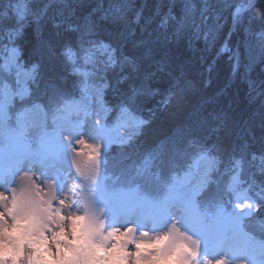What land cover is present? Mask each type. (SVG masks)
I'll return each mask as SVG.
<instances>
[{
	"label": "snow or ice",
	"instance_id": "1",
	"mask_svg": "<svg viewBox=\"0 0 264 264\" xmlns=\"http://www.w3.org/2000/svg\"><path fill=\"white\" fill-rule=\"evenodd\" d=\"M256 7L255 3L246 8L235 6L233 24L240 25L241 13L247 14ZM80 9L86 11L78 14ZM133 9L131 0H110L106 5H93L90 0H9L0 13V32L6 33L8 40L4 47L12 46L17 77L16 87L6 83V92L0 98V128L5 130L7 141L6 149H0V159L9 161L0 165V264H37L44 255L55 260H99L101 264L113 257L122 264H150L161 258V245L169 238L179 240L171 249L179 264H229L227 254H213L221 234L228 230L243 232L245 221L264 209V180L257 183L255 174L246 168L249 157L252 161L257 159L251 150L256 142L254 121L245 118L237 101L212 106L215 98L199 97L192 102L199 94L186 74L181 47L188 32L190 6H183L184 16L176 19L168 31L150 29L151 18L141 25L142 10L136 11V19L130 20ZM261 17L264 10L260 17L251 19ZM166 24L165 20L162 27ZM29 28L30 34L26 32ZM29 35L31 54L36 60L24 71L25 79L21 81L24 65L17 45ZM95 52H103L106 57L104 71L114 73L110 84H101L100 98L109 87L113 95L121 98L115 105L118 119L129 117L134 121L135 132H141L151 121L136 115L133 106L159 97L153 116L161 113L179 121V132L170 139L174 153L190 157L185 177L193 171L197 173L199 181L194 188H170L162 198L147 192L109 193L99 188L103 144L86 138L83 126L75 137L72 130L61 133L62 140L57 144L49 143L41 135L40 147L31 148L26 135L27 115H47L49 110L61 113L66 104L57 78L45 77L42 69L59 64L64 71L82 73L76 63L78 54L83 53L84 62L88 63ZM241 67L237 55L231 76L217 95L231 87L238 75L246 78L250 65H243V74ZM208 70L211 73L213 67ZM247 82L248 103H259L260 159L264 160V81L259 89L253 81ZM41 97L47 98V104ZM17 100L20 109L13 113ZM94 125L97 132L110 126L107 118L96 119ZM160 155L149 152L144 163H155ZM64 164L68 165L67 170L63 169ZM260 173L264 175V165ZM221 176L228 177L224 184L220 182ZM82 182L91 185L87 195ZM201 197L214 205L213 213L201 211ZM69 199L83 212L62 215ZM98 201H103L104 210L117 217L142 216L144 237L149 232L143 229L150 224L162 223L167 231L152 243L136 242L132 238L135 228L129 223L126 228L109 230L98 242L97 236L105 227V222L99 221ZM151 249H156L155 254ZM261 257L260 264H264V242Z\"/></svg>",
	"mask_w": 264,
	"mask_h": 264
},
{
	"label": "trees",
	"instance_id": "2",
	"mask_svg": "<svg viewBox=\"0 0 264 264\" xmlns=\"http://www.w3.org/2000/svg\"><path fill=\"white\" fill-rule=\"evenodd\" d=\"M8 2L9 0H0V13L4 11ZM90 2L93 5L97 2L106 5L110 0H90ZM131 3L134 9L129 14V19H136L135 12L142 10L140 24L143 25L147 18H151L149 28L159 31H168L176 23V19L184 16L183 6L185 4L190 6L191 11L186 21L188 32L181 47L184 53L186 74L193 81L199 94L198 97H193L192 102L195 103L199 97L209 100L215 98V105L212 106H226L231 101L239 102L245 118L251 117L255 125L256 142L251 150L256 153L257 159L252 161L249 157L250 163L246 165V168L255 174L257 183L264 180V175L260 173L264 160L260 159L262 153L259 103L257 101L249 104L247 99V81H253L257 89L261 87V81H264V47H262L264 17L251 19L260 17L261 10H264V0H131ZM251 3H255L257 7L247 14L242 12L243 22L240 25H234L232 12L235 6L246 8ZM85 11V9H80L78 14ZM250 19L251 22H249ZM165 20L167 24L162 27ZM26 32L30 34L31 29H26ZM68 39L71 40V36ZM5 45H8L6 33L0 32V98L6 92L4 85L7 83L15 88L17 79L12 60V46L6 48ZM17 46L20 48L24 65V70L19 76V79L23 81L24 71L29 69L36 60V57L31 54L30 35L22 43L18 42ZM83 55L79 53L76 61L82 73H72L70 69L64 71L59 64L55 68L45 65L42 69L45 77H56L62 87L66 101L64 111L54 114L49 110L47 115L32 112L27 115V118L44 122L49 128L55 124L63 126L67 121L76 122L81 118L89 121L93 114L97 113L102 121L105 118L108 119L110 126L106 130L109 136L121 131L126 133L127 135L121 142H112L103 147L102 160L104 163L101 177L104 189L112 192L122 191L127 194L147 192L154 197L162 198L174 186L176 191L178 183L186 179H191V188H194L199 181L197 173L193 171L190 176L185 177L190 157L178 151L174 153V146L170 139L178 134L179 121L170 119L161 113L153 116L152 110L157 107L159 97L143 102L138 107L133 106V112L136 115L151 121L149 125L143 127L141 132L136 133L132 119L117 118L115 105L120 103L121 98L113 95L110 87L104 89L103 96L100 98L101 84L105 81L110 84L114 76L112 71H104L103 61L106 59L104 53L95 52L88 63L84 62ZM237 55L242 63L240 73L245 72L243 65H250V70L247 71L245 79L238 75L231 87L225 89L223 94L217 95L228 82L231 76V66L235 63ZM209 66L213 67L211 73L208 70ZM60 77L63 79H59ZM41 99L47 104V98L41 97ZM235 106L234 103L233 107ZM19 109L20 102L17 100L16 108L12 112L15 113ZM4 136L5 130L0 128V149L7 147ZM149 152L162 155L155 163L146 165L144 159ZM227 180V176L220 177L221 184ZM200 208L202 212L213 213L215 211L214 205L206 197L200 198ZM239 238L242 241H248V246L256 251L259 259L262 258L264 209L245 221L244 231L239 234ZM45 256L37 264H41ZM114 260L116 263L120 262L118 258ZM73 264H81V261L76 260ZM96 264H101V262L98 260ZM107 264H110L109 260Z\"/></svg>",
	"mask_w": 264,
	"mask_h": 264
},
{
	"label": "rangeland",
	"instance_id": "3",
	"mask_svg": "<svg viewBox=\"0 0 264 264\" xmlns=\"http://www.w3.org/2000/svg\"><path fill=\"white\" fill-rule=\"evenodd\" d=\"M96 119H100L98 114L95 113L93 114V117L89 121H81L78 125H76V131L81 129V126H83V130L86 132V138L90 139L91 141L95 143H102L103 147H106L108 144L112 142H121L125 136L127 135L123 131L117 132L116 134H113L111 136L108 135V130L103 129L102 131L97 132L95 130V125L94 122ZM32 129V127H31ZM97 136L100 137V139H97ZM30 146L33 150H36L40 147L39 144V139H38V134L36 133V129H32L30 132ZM121 139V140H120ZM68 165L64 164L63 169L67 170ZM74 172L75 170L72 169ZM75 179V177H73ZM99 188L102 189V177L101 175L99 176ZM192 182L189 185H186L183 191H187L191 189ZM81 187L84 189V194L87 195L89 194V188L91 185L88 182H82ZM105 205L102 201L97 202V211L99 212V221H102V218L104 219L105 222V227L102 230V238L103 235H105L109 230L114 229V228H126L129 226V223H131L135 231L132 233V238L134 241L139 242L140 240H143L146 244L147 243H152L158 235L163 234L165 231H167V227L162 224V223H156V224H150L148 228L143 229L149 232V235L147 237H144L142 235V229H141V224L144 222L143 217L138 215L134 216H121L117 217L112 214L110 210H104ZM2 211V209H0ZM62 215L64 216H74L78 212H83L82 209L78 208L76 204L69 199L66 202V206L62 208L61 210ZM52 215H55V210H52ZM246 236V235H245ZM98 242H101L99 240V235L97 238ZM59 243L67 247L68 245L65 244L64 241H59ZM112 243H115L114 241ZM179 243L178 238H169L168 240L164 241V243L161 245L160 248V253H161V258L157 260H153L150 262V264H179L178 259L172 256L171 254V249ZM238 242H230L226 243L225 245L222 246V251L220 254H227V257L229 259V264H260V261H258L255 258L254 251L252 249H245L243 250V255H242V250L238 249ZM245 247V246H244ZM153 254H155L156 249H151L150 250ZM167 253V255H165ZM214 254V253H213ZM215 255V254H214ZM2 256V251H0V258ZM116 259L113 257L112 259L109 260L110 264H122V262H115ZM67 260V259H66ZM66 260H55L47 255L44 257L43 262L41 264H73L74 261L67 262ZM81 264H96L97 261H92L88 262L87 260H80Z\"/></svg>",
	"mask_w": 264,
	"mask_h": 264
}]
</instances>
